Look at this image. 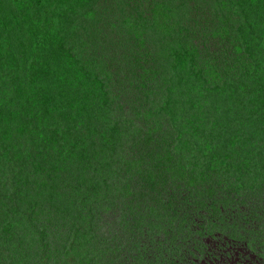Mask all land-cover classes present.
Segmentation results:
<instances>
[{
  "label": "trees",
  "instance_id": "obj_1",
  "mask_svg": "<svg viewBox=\"0 0 264 264\" xmlns=\"http://www.w3.org/2000/svg\"><path fill=\"white\" fill-rule=\"evenodd\" d=\"M11 228L77 264H264L237 239H264V0H0Z\"/></svg>",
  "mask_w": 264,
  "mask_h": 264
},
{
  "label": "rangeland",
  "instance_id": "obj_2",
  "mask_svg": "<svg viewBox=\"0 0 264 264\" xmlns=\"http://www.w3.org/2000/svg\"><path fill=\"white\" fill-rule=\"evenodd\" d=\"M33 231V230H32ZM245 233H238V241L240 243L247 242V248L251 251V259H254L253 255H259L264 257V239L256 236L252 231H246ZM48 237L38 239V237L29 236V232L19 231L15 228H11L10 234L5 238L4 246L6 249L0 251L1 264H77V253H68L65 249H62L58 244L40 246L41 243L53 240L57 238V235L47 233ZM246 247V246H245ZM72 256V257H70ZM74 258V261H71ZM250 260V259H249ZM248 260V261H249ZM250 264L251 263L249 261ZM245 264H248L245 262Z\"/></svg>",
  "mask_w": 264,
  "mask_h": 264
}]
</instances>
